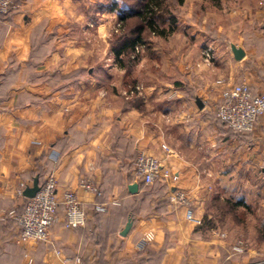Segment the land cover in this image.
Instances as JSON below:
<instances>
[{
	"label": "crops",
	"instance_id": "0c3cea01",
	"mask_svg": "<svg viewBox=\"0 0 264 264\" xmlns=\"http://www.w3.org/2000/svg\"><path fill=\"white\" fill-rule=\"evenodd\" d=\"M59 1L17 0L0 20V264H78L66 261L75 257L80 264H264V114L247 134L231 132L214 116L222 89L214 80L264 92V22L230 38L210 66L184 74L187 89L166 92L164 113L155 106L148 113L125 109L122 96L108 98L100 89L82 93L83 78L65 75L79 67L74 58L64 75L55 73L61 42L37 44L32 35L60 31ZM233 1L239 6L230 10L233 17L264 21V0ZM232 44L244 50L241 59ZM140 151L176 179L160 180L165 184H155L157 191L142 187L134 176ZM38 173L55 176L59 196L75 191L87 212L84 227L67 229L60 206L51 241L39 244L19 237L15 219L25 203L18 189ZM83 179L100 194L82 188ZM175 189L188 204L164 202ZM113 198L119 204H108L106 213L93 210ZM188 209L195 219L187 218ZM238 240L242 253L232 250Z\"/></svg>",
	"mask_w": 264,
	"mask_h": 264
},
{
	"label": "rangeland",
	"instance_id": "374dc122",
	"mask_svg": "<svg viewBox=\"0 0 264 264\" xmlns=\"http://www.w3.org/2000/svg\"><path fill=\"white\" fill-rule=\"evenodd\" d=\"M113 1L60 0V31L44 35L39 31V34L32 35V40L40 42L42 38H47V42L57 37L62 44V51H59L58 60L61 65L54 68L55 73L59 71L58 74H63L68 69L66 64L74 58L79 67L65 75L83 78L81 83H77V87H80L77 89L82 93L93 94L100 89L102 95H108V98L110 95H113L112 98L132 97L135 92H130L132 86L127 88V85L136 81L139 92H136L137 98L133 99L134 104L141 111L155 106L159 114L164 113L163 110L168 105L164 97L166 92L170 88L185 86L184 74L195 73L192 70H196L198 66L211 65L213 61L205 62L203 59V50L207 45L213 47L214 56L219 48L227 49L230 38L237 40L243 29L260 28L264 22L262 19L245 18L240 14L239 17L237 14L234 17L230 15L232 8L239 7L233 0H184L181 4L178 0H162L161 15L157 22L167 34H153L145 29L142 41L135 44L133 52L126 50L117 55L116 50L123 45L124 40L136 36L133 28L140 22L135 15H129L122 23L119 15L130 12L134 14L141 9L145 0H117L121 7L119 12L108 9ZM172 19L175 22L171 31ZM67 42L73 45L71 52L65 50ZM75 70L79 72L76 74ZM97 76H104L106 85L100 83ZM214 81L217 85V80ZM176 83L180 85L177 86ZM144 87V96L149 98L147 101L142 95ZM147 112L150 113V110ZM136 179L143 182L139 177ZM161 182L156 184L161 185ZM153 186L155 185L146 189L157 191L156 186ZM161 186L163 193L165 188ZM167 201L168 196L164 202ZM227 208L231 210L230 207ZM253 213L250 218L255 217Z\"/></svg>",
	"mask_w": 264,
	"mask_h": 264
},
{
	"label": "built area",
	"instance_id": "2783aa9c",
	"mask_svg": "<svg viewBox=\"0 0 264 264\" xmlns=\"http://www.w3.org/2000/svg\"><path fill=\"white\" fill-rule=\"evenodd\" d=\"M17 6V0H0V20L9 14ZM205 62L214 60L213 47L206 46L203 50ZM217 83L222 86L221 97L217 102L214 113L216 118L228 129L238 134L252 132L261 115L264 114V92L253 93L250 86L245 82L228 84L224 79H218ZM135 85L130 92H139ZM167 149V146H163ZM264 166V162H263ZM135 177H139L146 184H152L156 179L169 184L176 179L174 173L168 169L161 170L159 160L151 154L139 152L135 160ZM80 186L86 191H99L92 181L83 179ZM24 186L18 189V195L25 198L23 209L15 216L19 228V237L34 243H48L51 241L52 227L58 222V211L63 208L64 227L77 229L84 227L87 221V213L81 201L73 190H65L61 196L58 194L57 179L48 174L44 183L32 197L23 195ZM170 203L188 204L189 198L186 193L175 189L168 194ZM111 204H119L118 198L109 201ZM109 203H99L94 206L95 211L105 212ZM12 213V212H11ZM187 218L195 219L191 209L187 210ZM143 240L138 244L141 246ZM243 240H238L232 246L235 253L244 251ZM81 263L79 257L67 258L66 261Z\"/></svg>",
	"mask_w": 264,
	"mask_h": 264
},
{
	"label": "trees",
	"instance_id": "16d2710c",
	"mask_svg": "<svg viewBox=\"0 0 264 264\" xmlns=\"http://www.w3.org/2000/svg\"><path fill=\"white\" fill-rule=\"evenodd\" d=\"M184 0H178V3H182ZM212 1H215V2H219L220 0H212ZM117 0H114L113 3L111 4V6H108L109 10L110 11H116V12H119V10H121V7L119 5V3ZM161 4H162V0H145L144 4L142 5L141 9L140 10H137L134 14L132 12H130V14H123L121 13L119 16H120V20L123 22H125L127 20V17L129 15H135V17L137 19H139V23L137 26H135L133 28V33L136 35L134 38L132 37H128L124 40V43L123 45L116 50L117 52V55L121 54L122 52L126 51V50H129V51H132L134 50V47H135V44L138 43L139 41H142V35H143V31L145 29H148L149 31H152V33L154 34H158V35H166V30L164 28H160V25L158 24L157 22V18L161 15V11L162 10L160 7H161ZM160 8V9H159ZM8 15V14H7ZM175 22V19H172V22L171 23V28L170 30L172 31L173 30V26H174V23ZM41 31V30H39ZM37 31L36 34H39L40 32ZM41 33L44 35V31H41ZM35 35V33H34ZM47 39V38H46ZM46 39L40 41V42H36L37 44H40V43H46ZM41 51L38 52V55H40ZM76 71V74L77 70ZM98 80L100 83H102L103 85L107 83V80L105 79L104 76H97ZM177 86H179L180 84L176 83ZM136 85V81H132L130 83H128V87L127 88H130L132 86V88ZM185 85V84H184ZM179 88H184V86H179ZM185 89H187V86H185ZM136 96L137 93L135 92V95H133L132 97H123V101H124V106L123 108H127L129 106H137V104H134L133 102V99L134 98H137ZM214 116H215V113H214ZM216 117V116H215ZM218 120V119H217ZM219 121V120H218ZM220 122V121H219ZM221 123V122H220ZM222 124V123H221ZM231 132H233L231 129H229ZM134 172H135V167H134ZM35 177H38V180H39V186H41L44 181H45V177H46V174H42L41 173H38L37 175L34 176ZM33 178V179H34ZM159 179H156L152 184H146L145 182H140V185H142V187H148V186H151V185H155L156 183H159ZM163 186V185H162ZM164 187V186H163ZM107 201H101V202H97V203H106ZM111 203H109L110 205ZM112 205H115V204H112ZM94 206H95V203L93 204V210L95 211L94 209ZM111 206V205H110ZM108 210V208H107ZM106 210V211H107ZM105 212H97L95 211L96 213H106ZM87 213V212H86ZM131 220V219H130ZM209 221V220H207ZM128 222V221H127ZM127 224V223H126Z\"/></svg>",
	"mask_w": 264,
	"mask_h": 264
},
{
	"label": "water",
	"instance_id": "95a60500",
	"mask_svg": "<svg viewBox=\"0 0 264 264\" xmlns=\"http://www.w3.org/2000/svg\"><path fill=\"white\" fill-rule=\"evenodd\" d=\"M231 51L233 53L234 58L237 60L241 59L245 54L244 50L241 47H237L235 44H232ZM196 104L199 107L203 106V104L199 98L196 99ZM135 188H136L135 185L130 187L131 190H135ZM38 189H39V180H38V177H35L33 179L32 185L28 186L24 189L23 195L25 197H32L35 195V193L38 191ZM131 224H132V222L129 220L121 232L122 235H126V233L128 232V230L131 227Z\"/></svg>",
	"mask_w": 264,
	"mask_h": 264
}]
</instances>
